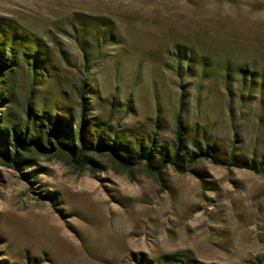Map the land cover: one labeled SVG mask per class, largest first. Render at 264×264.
Here are the masks:
<instances>
[{"label":"rangeland","instance_id":"obj_1","mask_svg":"<svg viewBox=\"0 0 264 264\" xmlns=\"http://www.w3.org/2000/svg\"><path fill=\"white\" fill-rule=\"evenodd\" d=\"M0 17L40 38L53 67L33 91L11 75L10 120L28 105L77 117L85 82L90 116L134 148L136 132L166 152L182 108L188 141L264 157V0H0ZM192 169L167 166L160 184L141 166L91 175L51 157L28 182L0 164V264H264V169Z\"/></svg>","mask_w":264,"mask_h":264},{"label":"trees","instance_id":"obj_2","mask_svg":"<svg viewBox=\"0 0 264 264\" xmlns=\"http://www.w3.org/2000/svg\"><path fill=\"white\" fill-rule=\"evenodd\" d=\"M101 24L107 27L103 22ZM178 53L180 61H189V57L184 55V58ZM50 55L48 46L40 38L14 21L0 17V164L17 172L23 180L31 182V176L38 171L27 173L26 170L35 167L40 158L51 157L75 172L87 170L91 175L110 170L132 178L135 169L141 166L160 184L165 181L163 173L167 166L179 173H187L192 172V166L202 159L255 173L264 169V157L258 162L249 161L245 155L236 154L235 147L227 155L222 147L211 143L205 133L202 139L191 135L188 141L182 108L175 119L174 143L166 148V152L160 150L155 138L145 139L136 132L129 135L137 144L134 148L131 140L125 139L119 130L115 133L110 124L90 116L85 82L77 85V117L64 109L55 108L56 112L52 113L28 105L23 117L10 120L2 109L9 103L11 75L15 71L24 72L31 79L33 91V86L43 78H53L49 73L53 68ZM193 130L197 134V129ZM189 144L193 148L190 152ZM45 198L52 199L50 195ZM156 264L205 263L191 256L175 254L163 256L162 262Z\"/></svg>","mask_w":264,"mask_h":264}]
</instances>
